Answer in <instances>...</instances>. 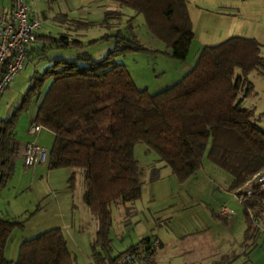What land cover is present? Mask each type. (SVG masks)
Here are the masks:
<instances>
[{"label": "trees", "instance_id": "1", "mask_svg": "<svg viewBox=\"0 0 264 264\" xmlns=\"http://www.w3.org/2000/svg\"><path fill=\"white\" fill-rule=\"evenodd\" d=\"M109 1L133 10L128 24L142 15L147 30L168 50L163 53L179 61L189 59L194 34L186 0ZM122 14L106 11L103 26L110 29V22ZM73 25L91 27L85 22ZM111 38L114 48L98 59L84 50ZM37 41L27 56L47 64L30 75L22 104L35 102L29 125L53 134L48 169H71V186L77 170L82 174V200L97 225L91 242L97 264H117L133 247L114 258L102 254L109 250L111 207L133 204L141 197L143 180L133 154L136 144L153 151L180 182L194 176L207 159L230 175L229 191L236 197L264 172V112L256 114L254 108L243 106L252 91L248 73L260 70L264 75L261 45L254 39L232 36L202 47L176 82L154 93L137 89L125 67L115 63L119 54L146 49L121 27L86 42L65 34L37 35ZM52 46L79 52L68 58L41 54ZM47 80L49 84H44ZM16 120L15 113L0 119V193L14 174ZM250 190L240 202L247 232L254 225L252 212H264V181L255 182ZM22 227V222L0 216V264H72L59 228L22 241L16 258L6 259L5 245L11 233Z\"/></svg>", "mask_w": 264, "mask_h": 264}, {"label": "rangeland", "instance_id": "2", "mask_svg": "<svg viewBox=\"0 0 264 264\" xmlns=\"http://www.w3.org/2000/svg\"><path fill=\"white\" fill-rule=\"evenodd\" d=\"M108 2V1H107ZM109 9L119 8L121 18L113 19L110 29L101 28L99 23L85 29L74 27L76 38L89 41L111 33L121 27L126 34L134 35L145 50H129L114 57L122 64L134 86L150 93L160 91L176 82L187 71L188 60L179 61L163 52H168L146 28L142 15L128 24L125 21L134 14L133 10L120 7L113 1ZM189 19L194 34L189 49V58L204 46L216 45L232 36L251 38L261 45L260 55L264 57V0H186ZM44 36L57 37L65 33L57 22L43 23ZM85 41V42H86ZM115 46V39L101 40L84 48L92 58L106 55ZM74 48L48 47L41 54L50 57H73ZM47 61L36 57L26 61L24 68L6 88L0 99V119L16 114V124L31 112V105L22 104L23 95L29 86L27 79L35 71L41 72ZM35 65V66H34ZM247 78L252 91L243 100V106L254 108L255 113L264 112V75L252 70ZM44 84H49L47 80ZM42 128L36 135L38 144L46 151L44 161L33 167L16 164L14 174L6 188L0 193V216L22 222L23 227L15 229L7 241L6 254L17 256L18 245L43 231L59 228L66 241L72 264H97L91 255V242L96 231V220L82 200L83 179L77 170L73 185H70L71 169L47 167L51 137L45 136ZM133 154L141 170L143 186L141 197L133 204H117L111 207V226L108 232L109 250L102 253L114 258L130 246L151 236H157L162 246L157 250L153 264H201L200 249L214 243L217 235L204 232L214 223L212 211L220 204L231 208L237 222L231 233L233 241L243 221V206L236 195L229 191L231 177L207 159L194 176L180 182L169 167L158 161L156 154L143 143L133 148ZM262 175L244 186L249 188L262 181ZM213 230V229H212ZM224 236L228 237V233ZM227 260V259H226ZM228 259L225 262H229Z\"/></svg>", "mask_w": 264, "mask_h": 264}, {"label": "crops", "instance_id": "3", "mask_svg": "<svg viewBox=\"0 0 264 264\" xmlns=\"http://www.w3.org/2000/svg\"><path fill=\"white\" fill-rule=\"evenodd\" d=\"M26 1L31 11L36 13L41 21V27L37 31V35L44 34L42 33L43 23L48 20L50 22L59 23L62 28H65V33H61V34H65L69 37L71 35L76 36L75 33L76 31H74V27H73L74 26L73 24H75V22L90 23L91 26H93V23H99L100 27L104 28L102 24L103 15L106 11L112 10L109 9L110 8L109 6H111V2H109V0H26ZM10 6H11V0H0V13L7 12L10 9ZM114 10L119 11L120 9L115 8ZM133 15L134 14L130 15V17ZM136 17L134 19H136ZM113 23L110 22L111 26L113 25ZM116 29H119V27L117 28L114 27L112 32ZM199 50L200 49L195 51V53L188 59L189 61L188 68H190L194 64V61L198 55ZM31 58L33 57L27 56L26 61H29ZM27 84H29V78L27 79ZM170 85H168L167 87H169ZM5 90L1 94L0 99L2 98V95L5 94L6 92ZM31 105H33L31 108V112H28L26 114V117L22 118L20 124L15 125V137H16L15 142L18 148V152L14 158L15 169H16V164L18 163L22 164L23 168L25 167L21 157L22 146H24V144L29 142H35L38 144L39 139L38 140L36 139V135L42 129L41 128L36 134H31L28 131L30 121L34 118L35 109H36L35 102H33ZM45 136L51 137V140L53 141V134L51 132L45 130ZM35 167L36 166H34L32 169H35ZM259 175L264 176V172H261ZM220 205H218L216 209L211 212L212 215L214 216V223H212L211 227H208L207 230L204 231V232L213 231L210 234L211 237L217 235L216 238L218 239L215 240L214 243L212 242L206 245L207 247L205 246L201 247L200 249L201 264H264V212H260L258 210L253 211L252 215H253L254 225L251 227V229L248 232L246 231V226H241L238 232V236L236 237L238 238V240L233 241L231 239V233H233L234 229L236 228L235 226L237 222L233 219L221 220L217 215V208ZM225 233H228L229 236L228 237L224 236ZM161 246H162V242L160 240V247ZM6 247L7 244L5 245V249H4L5 258L8 260H14V257L8 256L6 254ZM226 259L227 260L230 259V261L225 262L227 261Z\"/></svg>", "mask_w": 264, "mask_h": 264}, {"label": "built area", "instance_id": "4", "mask_svg": "<svg viewBox=\"0 0 264 264\" xmlns=\"http://www.w3.org/2000/svg\"><path fill=\"white\" fill-rule=\"evenodd\" d=\"M40 27L39 16L31 11L26 0H11L10 9L0 13V96L23 69L28 50L38 45L37 31ZM40 129V126L34 124L28 127L31 134H36ZM21 157L25 166L34 167L44 161L46 151L39 144L29 142L22 146ZM250 192V187L243 189L237 197L239 203ZM217 215L221 220H230L235 213L222 204L217 208ZM159 247L160 240L157 237H148L122 254L117 264H153Z\"/></svg>", "mask_w": 264, "mask_h": 264}]
</instances>
